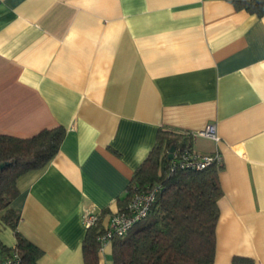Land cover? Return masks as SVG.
Here are the masks:
<instances>
[{"label":"crops","instance_id":"crops-1","mask_svg":"<svg viewBox=\"0 0 264 264\" xmlns=\"http://www.w3.org/2000/svg\"><path fill=\"white\" fill-rule=\"evenodd\" d=\"M208 123L219 141L192 148L222 158L214 264H264V17L230 0H0V134L65 128L10 203L38 264H83V215L107 225L157 130ZM0 242H16L1 219Z\"/></svg>","mask_w":264,"mask_h":264},{"label":"trees","instance_id":"trees-1","mask_svg":"<svg viewBox=\"0 0 264 264\" xmlns=\"http://www.w3.org/2000/svg\"><path fill=\"white\" fill-rule=\"evenodd\" d=\"M230 1L238 10L264 17V0ZM64 137L61 125L43 128L28 137L0 134V219L12 228L16 240L13 248L0 242V253H15L18 264H38L43 251L16 228L19 214L10 205L19 193L16 181L47 164L59 151ZM172 145L176 155L169 159ZM185 146L192 147L191 133L157 130L155 143L134 170L119 210H124L135 191L157 188L155 199L144 218L124 236L111 239L113 264H214L217 201L222 194L218 171L222 165L212 163L201 170L181 168L178 158ZM103 231L99 220L86 229L83 264L98 263L97 236ZM235 261L249 263L246 259Z\"/></svg>","mask_w":264,"mask_h":264},{"label":"built area","instance_id":"built-area-1","mask_svg":"<svg viewBox=\"0 0 264 264\" xmlns=\"http://www.w3.org/2000/svg\"><path fill=\"white\" fill-rule=\"evenodd\" d=\"M191 133V132H189ZM192 139L196 135L211 138L219 141L215 123H208L203 129L196 133H191ZM176 153L173 155L175 156ZM179 166L181 168H191L201 170L206 166L215 163L221 165L222 158L219 152L209 154H199L192 147L185 146L179 153ZM157 188L148 191H135L131 195L124 210H118L110 214L107 225L102 234L97 236L99 248L111 241L115 236H124L132 226L140 219L144 218L155 199ZM99 220V213L88 211L83 215V224L86 229L94 226ZM19 259L14 253L11 256H3L0 253V264H18Z\"/></svg>","mask_w":264,"mask_h":264},{"label":"water","instance_id":"water-1","mask_svg":"<svg viewBox=\"0 0 264 264\" xmlns=\"http://www.w3.org/2000/svg\"><path fill=\"white\" fill-rule=\"evenodd\" d=\"M174 149H175V147H174L173 145L169 148V150H168V158H169V159H171V158L173 157ZM2 165H3V164L1 163V166H2Z\"/></svg>","mask_w":264,"mask_h":264}]
</instances>
